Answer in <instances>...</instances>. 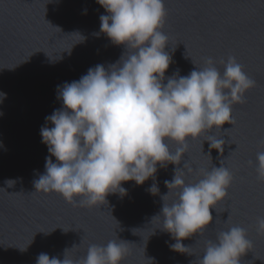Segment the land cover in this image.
<instances>
[{"label": "water", "instance_id": "water-1", "mask_svg": "<svg viewBox=\"0 0 264 264\" xmlns=\"http://www.w3.org/2000/svg\"><path fill=\"white\" fill-rule=\"evenodd\" d=\"M165 7L162 31L172 58L165 77L177 70L186 76L206 66L208 57L222 74L219 61L234 56L257 82L246 92V103L233 106L234 125L226 122L220 130L189 139L179 165L192 166L193 172L184 170L191 183L221 161L232 171L228 196L211 209L212 222L202 234L182 241L187 252L170 248L176 241L162 230L157 215L161 197L169 192L165 181L177 167L171 163L157 166V194L148 191L151 178L142 185L122 182L126 195L111 193L107 202L92 207L73 206L56 192L35 191L33 182L45 172L50 155L40 129L45 117L62 107L57 86L79 80L97 64L107 68L126 49L100 32L99 17L107 13L96 0H0V92L6 93L0 102V264H36L40 253L63 260L66 249L79 259L89 245L113 239L127 243L122 264H197L206 242L234 225L245 228L253 242L241 264H264V235L257 232V217L264 216V182L256 173V154L264 151V0H165ZM209 135L225 141L222 154L203 141ZM169 146L173 152L177 147L172 141ZM7 179L15 180L14 186L8 187ZM174 199L172 190L168 202Z\"/></svg>", "mask_w": 264, "mask_h": 264}, {"label": "clouds", "instance_id": "clouds-1", "mask_svg": "<svg viewBox=\"0 0 264 264\" xmlns=\"http://www.w3.org/2000/svg\"><path fill=\"white\" fill-rule=\"evenodd\" d=\"M96 2L107 13L99 17L100 32L126 52L107 68L97 64L79 80L57 86L62 107L46 116L40 129L50 155L45 172L33 182L35 191L56 192L73 206L92 207L103 204L111 193L126 195L122 187L126 181L142 185L151 178L154 183L148 191L157 194V166L177 165L172 180L165 181L169 192L161 197L157 216L162 217V230L176 241L170 248L185 253L188 247L182 241L209 226L211 209L228 196L234 180L221 161V166L203 171L197 182H186L184 170L191 173L193 168L186 161L182 168L179 165L188 141L220 130L226 122L233 126V106L246 103V92L257 82L234 56L219 61L222 74L208 57L206 66L186 76L177 70L165 77L172 63L162 31L165 0ZM4 98L6 93L0 92V102ZM169 141L177 145L174 152ZM203 141L223 153V139L209 135ZM256 161L257 179L264 182V151L257 152ZM15 183L5 180L8 187ZM172 190L176 199L169 203ZM257 232L264 235V216L257 217ZM252 247L247 230L234 225L206 242L197 264H241L240 258ZM128 252L126 241L113 239L106 245H89L79 259L69 256L68 249L63 260L40 253L36 264H122Z\"/></svg>", "mask_w": 264, "mask_h": 264}]
</instances>
